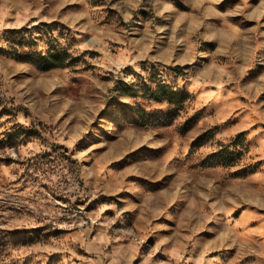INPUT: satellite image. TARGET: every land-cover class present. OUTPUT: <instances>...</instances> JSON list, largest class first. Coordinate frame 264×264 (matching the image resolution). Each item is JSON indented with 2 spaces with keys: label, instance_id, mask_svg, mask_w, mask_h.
I'll return each instance as SVG.
<instances>
[{
  "label": "rangeland",
  "instance_id": "obj_1",
  "mask_svg": "<svg viewBox=\"0 0 264 264\" xmlns=\"http://www.w3.org/2000/svg\"><path fill=\"white\" fill-rule=\"evenodd\" d=\"M0 264H264V0H0Z\"/></svg>",
  "mask_w": 264,
  "mask_h": 264
},
{
  "label": "trees",
  "instance_id": "obj_2",
  "mask_svg": "<svg viewBox=\"0 0 264 264\" xmlns=\"http://www.w3.org/2000/svg\"><path fill=\"white\" fill-rule=\"evenodd\" d=\"M37 61L44 63V68L46 70L60 68L63 65V57L59 54H51L47 57H38Z\"/></svg>",
  "mask_w": 264,
  "mask_h": 264
}]
</instances>
